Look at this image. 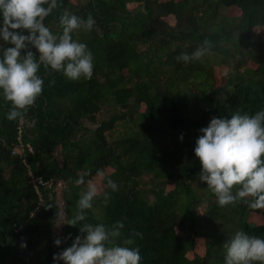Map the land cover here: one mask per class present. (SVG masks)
Segmentation results:
<instances>
[{"label": "trees", "instance_id": "16d2710c", "mask_svg": "<svg viewBox=\"0 0 264 264\" xmlns=\"http://www.w3.org/2000/svg\"><path fill=\"white\" fill-rule=\"evenodd\" d=\"M59 3L44 21L54 34L60 32L58 17L64 9L85 19L91 13L95 20L92 31L73 33L93 54V76L72 81L41 66L42 95L18 121L6 119L11 105L0 92V264H56L53 255L70 247L85 223L111 230L123 222L121 235L114 238L121 245L141 232L143 238L132 236L130 245L139 247L140 264H225L223 245L236 232L264 239V208L253 209L244 201L220 207L206 182L194 188L200 182L201 164L194 153L200 129L214 117L264 109V55L256 85L234 82L223 98L215 97L220 89L212 65L217 59L221 66L238 69L261 55L264 41L254 37L253 28L264 26V0ZM232 6L239 15L224 18L220 8ZM168 15L173 25L163 19ZM205 39L213 43L211 55L187 64L176 60ZM4 46L10 45L0 39V55ZM190 93L204 100L195 115L189 114L185 99ZM97 113L103 116L96 123ZM84 121L95 126L88 128ZM56 147L60 163L53 155ZM98 172L105 178L86 219L75 227L66 224L80 192ZM29 173L45 182L38 194ZM80 176L85 184L77 186ZM108 178L118 191L106 187ZM58 181L63 224L53 237ZM104 192L110 193L107 204ZM251 211L261 215V224L247 221ZM57 238H62L59 246ZM196 238H203V254L188 258Z\"/></svg>", "mask_w": 264, "mask_h": 264}, {"label": "clouds", "instance_id": "9594fccd", "mask_svg": "<svg viewBox=\"0 0 264 264\" xmlns=\"http://www.w3.org/2000/svg\"><path fill=\"white\" fill-rule=\"evenodd\" d=\"M58 7L59 0H0V39L10 45L4 46L0 55V92L11 105L6 113L8 121L23 120L42 95L41 66L46 72L49 69L61 72L72 81L91 80L93 76L92 52L86 43L73 38L74 32L92 31L93 16L89 13L85 19L64 9L58 17L60 32L54 34L44 21ZM212 48L213 43L205 39L191 54L181 52L176 60L185 64L202 61L212 54ZM54 83L52 81L50 86ZM200 132L202 135L194 148L201 164L199 180L206 182L217 204L225 207L244 201L253 209L264 208V109L252 115L237 112L230 119L214 117ZM98 175L103 173L98 172ZM74 183L84 185V176ZM106 187L112 192L119 190L118 184L110 178ZM99 194L97 184L87 181L86 190L79 194L77 210L66 224L75 227L84 221L86 210L93 207V200ZM103 195L107 204L110 193ZM249 197L251 201L247 200ZM123 227L121 221L111 230L104 224L85 223L80 227L82 235H77L70 247L54 254L53 260L56 264L60 261L64 264H140L139 247L130 245L135 243L132 236L142 239L143 235L134 232L122 245L116 244L114 238L121 235ZM69 238L70 234L63 239ZM61 243L62 238L54 241L56 246ZM21 247H27L26 243H21ZM223 247L225 264H264V239L260 237L238 231Z\"/></svg>", "mask_w": 264, "mask_h": 264}, {"label": "rangeland", "instance_id": "374dc122", "mask_svg": "<svg viewBox=\"0 0 264 264\" xmlns=\"http://www.w3.org/2000/svg\"><path fill=\"white\" fill-rule=\"evenodd\" d=\"M85 0H80V2H83ZM221 15L225 18L235 17L239 15V10L236 7H228V8H220ZM165 22L169 25H173L174 18L171 15H168L163 18ZM226 20H223L222 23L224 24ZM213 26V25H212ZM253 34L255 38L261 39L264 41V26L263 27H255L253 28ZM260 56L255 57L254 59H250L248 63L238 69H232L228 66H221L219 65L217 59H215L212 62L213 65V77H214V85L216 87H219V92L215 95L216 98H223L229 94V92L232 89L234 82H243V83H251L252 85H256V80L258 78V70L257 67L259 63L262 60V56L264 55V50L260 51ZM215 58V57H214ZM213 58V59H214ZM185 99L188 107V111L190 115H195L199 112L200 107L203 105V99L201 96H199L196 93H190L185 94ZM264 105V104H263ZM103 116L102 113H97L95 121L96 123L98 120ZM84 125L88 128H93L95 126V123L92 121H84ZM15 151H18L15 149ZM54 157L57 159V161L61 162L60 152L59 148L56 147L53 151ZM101 178L102 180L105 178L104 175H95L92 176L90 179L93 181V183L97 184L98 188L101 186ZM203 183L200 181L199 184L192 183V186L194 185V188L196 186H201ZM61 183L58 181L55 184V192L57 197V204L59 208V217L55 221V225L53 227V237L60 234L62 231V224H63V214H62V203L60 200V190H61ZM204 207V204L202 205V208ZM247 221H250L254 224H261L263 222V218L259 213L255 212H249L247 217ZM204 251L203 246V238H196L194 240V246L191 250H188L186 252V256L188 258L192 257L193 254L202 255Z\"/></svg>", "mask_w": 264, "mask_h": 264}, {"label": "built area", "instance_id": "2783aa9c", "mask_svg": "<svg viewBox=\"0 0 264 264\" xmlns=\"http://www.w3.org/2000/svg\"><path fill=\"white\" fill-rule=\"evenodd\" d=\"M29 177H30V182L32 184L33 189L36 191V193L38 194V187L40 185H44L45 182L42 181V179L39 176H33L32 174L29 173Z\"/></svg>", "mask_w": 264, "mask_h": 264}]
</instances>
